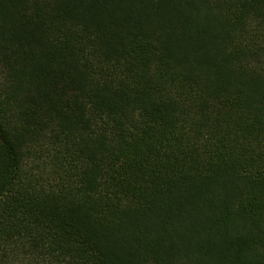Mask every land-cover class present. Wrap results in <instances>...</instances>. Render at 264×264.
<instances>
[{
	"label": "trees",
	"instance_id": "obj_1",
	"mask_svg": "<svg viewBox=\"0 0 264 264\" xmlns=\"http://www.w3.org/2000/svg\"><path fill=\"white\" fill-rule=\"evenodd\" d=\"M0 264H264V0H0Z\"/></svg>",
	"mask_w": 264,
	"mask_h": 264
}]
</instances>
